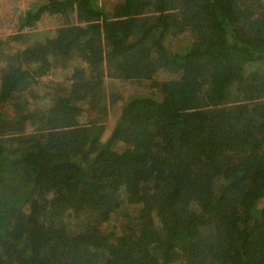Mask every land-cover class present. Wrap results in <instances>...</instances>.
<instances>
[{"label":"trees","instance_id":"16d2710c","mask_svg":"<svg viewBox=\"0 0 264 264\" xmlns=\"http://www.w3.org/2000/svg\"><path fill=\"white\" fill-rule=\"evenodd\" d=\"M51 1L102 18L0 35V264H264V0Z\"/></svg>","mask_w":264,"mask_h":264},{"label":"rangeland","instance_id":"374dc122","mask_svg":"<svg viewBox=\"0 0 264 264\" xmlns=\"http://www.w3.org/2000/svg\"><path fill=\"white\" fill-rule=\"evenodd\" d=\"M59 1V0H58ZM101 2V0H99ZM105 2V0H103ZM111 2H119L120 0H110ZM49 2V3H48ZM162 2H164L162 0ZM45 3L44 7L39 6ZM52 1L51 0H0V35L4 34H13L15 32L19 31H28L31 28V31L37 32V35L35 37V41L38 43L42 42L44 38H42L41 34L38 32L40 30L45 29L46 27L53 28V27H58L62 25L63 23H66L68 19H71L70 24H78L80 21L81 17H86V14H89L88 17H86L88 20L87 22H93L95 21V18H102L101 14L100 16L95 15L94 13H91L89 8H87L85 5L82 4V7L77 3H74L73 6L69 5H63L65 7H52ZM39 6V7H38ZM47 9L44 11L43 15L42 12L39 14L40 19L37 24L34 26L30 27L27 26L29 22V17L30 14L33 12H37L38 8H46ZM113 6V5H112ZM65 10H59V9H64ZM110 9V8H108ZM152 12V11H151ZM150 12V13H151ZM100 13V9L99 12ZM192 42L191 37H185V38H180L179 36L177 37H172L169 39V44L173 47H180L182 45H187ZM43 43V42H42ZM41 43V44H42ZM176 73L174 75H170L167 72H163L161 75L157 76V79H162V78H169L174 76L176 78ZM51 76H46L43 78V86L45 83H48L51 81ZM121 82L126 83L125 85L129 87L128 89H138L140 91H148L150 92V87L146 86V84H140L138 82H134L132 80H118ZM209 106V105H207ZM207 109V107H205ZM12 145V144H11ZM19 153H13L11 155L12 159H18L20 155ZM118 195L122 198V206L120 207L119 211L117 214H112V219L108 222L110 223H119L122 218L123 211H133L136 207L134 204H130L128 202V197L126 198V194L123 189L119 191ZM122 218V219H121Z\"/></svg>","mask_w":264,"mask_h":264},{"label":"crops","instance_id":"0c3cea01","mask_svg":"<svg viewBox=\"0 0 264 264\" xmlns=\"http://www.w3.org/2000/svg\"><path fill=\"white\" fill-rule=\"evenodd\" d=\"M48 3H49V2H48ZM44 4H45V3H43L42 5H39V6H42V7H44V6L46 5V4H45V5H44ZM39 6H38V7H39ZM42 15H43V14H42Z\"/></svg>","mask_w":264,"mask_h":264}]
</instances>
